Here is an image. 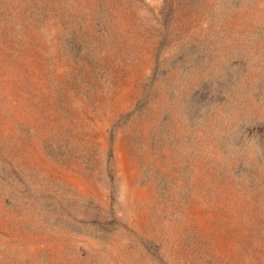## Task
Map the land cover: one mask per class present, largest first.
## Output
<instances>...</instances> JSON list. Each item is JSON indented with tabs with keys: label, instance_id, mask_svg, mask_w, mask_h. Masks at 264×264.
Masks as SVG:
<instances>
[{
	"label": "rangeland",
	"instance_id": "1",
	"mask_svg": "<svg viewBox=\"0 0 264 264\" xmlns=\"http://www.w3.org/2000/svg\"><path fill=\"white\" fill-rule=\"evenodd\" d=\"M0 264H264V0H0Z\"/></svg>",
	"mask_w": 264,
	"mask_h": 264
}]
</instances>
